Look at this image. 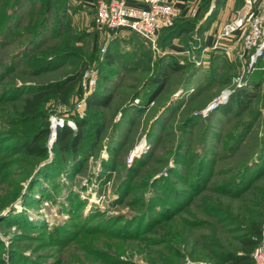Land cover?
<instances>
[{
	"label": "rangeland",
	"instance_id": "1",
	"mask_svg": "<svg viewBox=\"0 0 264 264\" xmlns=\"http://www.w3.org/2000/svg\"><path fill=\"white\" fill-rule=\"evenodd\" d=\"M94 1L69 0L68 7L75 38L72 39L67 34H64L62 38L45 34L43 43L36 48L34 53L38 57L52 58L53 53H47L40 49L58 43L61 46L59 51L76 50L78 55H74L66 65L56 66L37 76H21L19 72H13L4 77L6 79L4 81H7L6 84L8 83L9 86L6 84L0 86V133L8 135L14 131L21 133L23 129L25 131L30 129L29 123L19 124L17 122L19 118L16 116L20 113L22 101L5 99L8 95L7 90L12 85L46 84L63 78L67 71L76 66V63L83 62L86 63L83 76L68 101L62 100L56 95H50L44 104L49 115L48 119L52 117L51 115L59 114L68 119V122L76 120L75 117L79 115L77 105L84 95L83 79L94 75L98 84L100 62L103 61L109 45L119 38L108 28L96 25ZM201 3L202 0H200ZM246 4V0H212L205 8L199 5L201 6L200 15L192 14V10L195 8L194 3L189 5L186 10L181 9V14L175 19L174 24L187 23L192 39L188 41L189 43H185L178 37L174 38L173 41H176L180 49L171 46L173 41L164 48L160 44L157 48L149 44L151 46H149L151 48L150 59L142 60L146 61L145 64L148 66L143 67L139 54L135 52L136 54L133 53V55L139 59V62L136 66L131 67L128 64L129 57L126 55L129 46L124 43L120 51L121 56L113 63L117 69L114 76L116 75L118 78V85L114 90L112 107H106V112H104L107 127L101 129V135L94 151L89 154L84 163H79L78 167L71 166L72 162L69 156L59 155L61 164L66 166L63 171H58L59 177L57 176L64 185L62 189L54 188L50 182H46L43 185L44 190H40V185H36L32 187V191H28L31 184L29 175L35 170L30 158L23 153H0V205L2 204L0 209L14 201L13 206L20 212L26 211L34 223L40 219L45 225L43 230H40L25 226L19 227L16 221L0 222V264H214L205 249L200 248L196 257L193 258L192 253L195 254L193 247L181 246L178 243L176 231H179L178 227H182L180 224L159 222L154 225L145 224L143 229L140 228V224H137L136 228L141 231L135 230L134 237L121 236V231L117 230V226L125 224L128 218L131 221L151 202L152 190L148 188V185L145 186V182L152 181L151 178L155 175H168V167L175 166L173 152L168 154V151L175 152L178 141L184 137L183 130L186 129H181L180 126L184 114L188 112H191L190 114L195 115L196 118L187 129L188 133L185 134L187 145L192 142L191 149L197 156L201 155L205 148L216 152V155L208 154L209 157H212L209 159H215L214 174L211 177L210 185H217L223 180L234 177V173L245 162L256 159L261 146L260 139L264 133V81L258 98L241 115L231 118L223 116L218 118L215 115L209 118L208 116L214 112L218 113L221 105L227 103L224 102L208 110L210 105L214 104L216 100H220L225 89H233V78L239 73L241 67L237 54L232 58L226 54L233 64L232 75L226 83L222 82L218 70L220 63L217 61L214 64V56L218 53H225V50L214 51L208 46L214 43L220 33L235 24ZM1 6L2 4H0V10ZM208 12H214L212 20H215V24L212 33L204 34L203 31L209 23L207 22L206 25L202 19ZM31 23L32 20H24V26L17 34L16 39L10 40L11 37H5L2 40L0 34V73L5 72L10 55L20 50L26 40L30 38L27 31L31 27ZM22 33L23 36H21ZM82 33L90 34L85 38L78 39L77 37ZM124 36L120 38L122 39ZM231 39L233 40L234 37ZM238 39L236 36V40ZM207 41L213 42L210 45ZM239 43L234 45L237 49L240 46ZM223 44L230 45L228 40ZM188 51H190L189 55ZM160 59H162L161 63L170 59L182 67L170 70L163 91L154 98V101L146 103L145 99H148L156 87L150 83L157 72V61ZM261 59L260 64L264 67V56ZM196 60H200V63H197ZM63 61L65 62V60ZM36 63L38 64L39 61ZM26 65L25 62L19 67L27 69L29 66ZM137 93L139 95L132 99ZM127 105L128 112L122 115L123 108ZM141 107L143 110H138ZM187 108L188 110H186ZM259 113L261 115L258 122L246 135L240 148L229 154L233 134L240 132L244 125ZM117 122L121 123L120 129H115ZM153 125L154 132L158 135L150 137L148 133ZM46 144L48 146L47 161H52L57 154L55 142L52 146L50 145V133ZM111 148L116 150L115 155L112 154ZM150 155L152 157L146 167L135 175L132 182L130 181V189L122 196L118 190V183L127 169L133 167L136 160L146 159ZM162 158L166 162L163 160L162 163ZM111 159L114 161L113 167L106 164V162H111ZM257 160L259 166L256 165L255 168L261 167L262 160L259 158ZM26 171L29 173L28 177L27 175L25 177ZM53 176L56 177V174ZM147 177L148 179L145 180ZM17 187L20 188L17 197L16 193L13 196L5 195L8 191L13 193ZM48 188L52 194H55V197L54 194L51 196L52 198L43 197V192ZM24 193H28L30 196L28 205H24L26 201L24 197L22 198ZM73 193L78 194L84 203H81L79 213L74 214L71 212L73 209H71L70 201V196ZM218 196L215 197L218 198ZM242 196L240 199L225 198L231 204L229 202L223 204L229 206L235 215L241 217L242 221L257 215L255 213L259 211L264 215V171L254 181L251 189ZM34 198L38 200L35 203L31 201ZM134 199L138 202H133ZM10 207L8 205V208L0 212V215H11ZM200 207L201 203H196L191 217L198 223H204V221L210 220V217ZM76 210L74 209V211ZM96 210V213H100L98 219L108 220L112 223L120 216L124 219H121L119 224H115V228L110 232H105L103 228L100 231L98 228L88 231L89 228L85 222H82L80 214L84 212L85 215H88ZM212 211L216 219H224V213L219 211V207L212 208ZM77 225L80 227L77 228ZM55 226H57L56 229ZM60 229L61 231L67 230L68 233L65 231L63 235ZM182 230L183 227L180 228V231ZM194 231L195 239L202 243L208 240L206 238L208 229L205 224L197 226ZM220 233L224 235L222 226ZM181 241L187 244L185 240ZM209 242L207 241V243ZM226 243L229 245L227 241ZM177 252H181L182 255L174 256Z\"/></svg>",
	"mask_w": 264,
	"mask_h": 264
},
{
	"label": "trees",
	"instance_id": "2",
	"mask_svg": "<svg viewBox=\"0 0 264 264\" xmlns=\"http://www.w3.org/2000/svg\"><path fill=\"white\" fill-rule=\"evenodd\" d=\"M211 1L212 0H202L201 6L205 8ZM68 2L69 0H0V4H2L0 10V34L2 35V40L5 37H11L10 40L13 38L16 39L17 34L21 32L24 26V20H32L31 27H29L27 31L29 32L28 34H30V38L26 40L25 45L21 47L20 50L10 55L6 63L5 72L0 73V86L6 84L7 81H4L6 80L4 77L10 75V73L19 72L21 76H37L40 75L41 72L50 70L56 66L62 64L66 65L74 55H78L76 50L67 49V51H59L61 46L58 43H53L50 46L45 48L41 47L40 49L47 53H53L52 58L38 57L34 54L36 48L43 43L45 34H51L57 38H62L64 34H67V36H71L72 39L75 38ZM213 10L215 11L216 7ZM213 15L214 12L210 13L206 21L208 22L211 20ZM206 21H203V23ZM188 28L190 27L187 23H175L163 28L159 36L160 46L163 48L169 46L176 37L180 38L185 43H189L188 41L192 39V35L189 33ZM89 34L90 33H82V35H79L77 38L82 39ZM116 35L119 38L109 45L104 54L103 61L100 62L99 82L94 92L88 97L86 114L84 117H77V129L74 130L68 125L58 129V136L55 141L57 155L52 161H47L48 146L46 140L50 133V118L48 119L49 115L44 108L45 101L50 95H56L62 100L68 101L69 96L83 76L86 63H76V66L67 71L63 78L50 81L46 84L22 83V86L12 85L7 90L8 95L5 99L8 98V101H22V108L20 113L16 116V118H19L17 122H19V124L29 123L30 129H28L29 131L23 129L21 133L14 131L8 135L0 133V138H2L0 140V153H23L30 158V162L33 163L32 167H35V172L33 171L32 174L29 175L26 171L25 177L27 174L31 176L29 178L31 184L28 191H32V187L36 185H40V190H44L45 187H43V185L46 182H50V185L54 186V188L59 187L62 189L64 185L60 182V179H58V171H63L66 169V166L61 164L59 155L64 154L69 156L72 162L71 166L78 167L79 163H84L89 154L94 151V147L97 145V141L101 135V129H106L107 127L104 112H106V107H112L114 90L118 85V78L116 75L114 76V74L117 73V69L113 66V63L114 60H118V57L121 56L120 51L124 43L129 46L126 55L129 57L128 64H130L131 67L136 66L139 62V59H137L133 53L139 54L141 61L144 58H146V61L150 59L151 46L137 32L128 30L125 34L121 33ZM123 35L126 37L124 36V39H121L120 37ZM21 36H23V33ZM10 40H8V42H10ZM63 60H65V62ZM261 60L260 58L258 69L255 71L256 73H254V75L252 74L250 82L244 87L236 88L230 100L221 105L218 113L214 112L208 115L209 118H212L214 115L218 118L222 116L227 118L237 117L244 113L246 108L258 98L264 81V67L260 64ZM35 61H39V63L37 64ZM161 61L162 59L157 61V72L150 83V85H155L156 87L152 93H150L148 99H145L146 103L154 101V98L163 91L170 70L182 67L179 63H174L170 59L162 63ZM217 61L220 63V68H218V70L221 75V81L226 83L232 75L233 64L225 53L216 54L214 56V64ZM25 62L27 64L26 66L29 67L27 69L20 68L19 66ZM143 62L144 61L141 62L143 67L148 66V64ZM258 75H260V77H258ZM6 85L9 86L8 83ZM137 95H139V93L134 95L132 99ZM127 109L128 105L123 108L124 112L122 115L127 114ZM138 110L141 111L143 108L141 107ZM186 110H188V108ZM190 113L191 112L184 114L180 128L186 130H183L184 137L178 141L177 147L175 148L176 151H168V154L173 152L172 155H174L175 158V166L168 167V175H155L151 178L152 181L145 182V186L148 185V188L152 190L151 202L145 209H142L137 216L133 217L131 221H129L130 219L128 218L125 224L118 225L117 230L121 231V236L134 237L135 230H140L136 228L137 224H140L141 229L144 228L145 224L154 225L159 222L180 224L183 230L180 231L182 227H178L179 231H176V238L179 240L178 243L181 246L187 245L193 247L195 251V254L192 253L193 258L196 257L198 250L203 248L208 252L209 259L214 264H253L252 253L262 237L264 215L260 211H256L257 213L255 214L257 215L242 221L241 217L235 215L229 206H225L223 203L229 202L228 200L226 201L225 198H242V195L254 185V181L262 175L264 171V133L260 139L261 146L259 147L256 159H252L251 162H245L244 165L234 173V177L223 180L217 185H210L211 177L214 174L213 168L215 159H209L212 157H209L208 154L211 153L212 155H216V152L212 149L205 148L201 152V155L198 154L197 156L194 150L191 149L192 142L190 145H187L185 134L188 133L187 129L196 118L195 115ZM260 115L261 113L248 121L240 132L238 131L233 134L232 143L229 146V154L234 153L240 148L246 135L258 122ZM99 117L102 119H98ZM120 126L121 123L117 122L115 129H120ZM153 127L154 125L149 129L148 134L150 137L158 135L154 132L155 129H153ZM115 151L116 150L111 148L113 155H115ZM151 157L150 155L146 159L136 160L134 166L127 169L125 175L118 183V190L122 196L130 189L131 182L135 175L146 167ZM164 158L161 159L162 163L164 161L166 162ZM258 158L262 160L260 163L261 167L255 168L256 165L259 166ZM111 160V162H113L112 164L111 162H106V164L113 167L114 161L113 159ZM54 174H56V177L53 176ZM148 177L145 180H147ZM19 190L20 188L18 189L17 187L16 191L13 193L8 191L5 195L13 196L15 195L14 193H16L17 197ZM53 194L48 188V190L43 192V197L52 198L51 196H53ZM216 195H219L218 198L215 197ZM23 197L26 200L24 205H28L30 196L28 193H24L22 198ZM80 199V196L75 193L70 196L71 209H73L71 212L73 214L79 213V207L82 205L81 203H83ZM31 201L35 203V201L38 200L34 198ZM132 201L138 202L136 199ZM13 202L14 201L8 204L9 207L11 206L9 212H12V214L0 215V222L16 221L19 227L25 226L30 229L43 230L45 225H43L42 220H36L34 223L27 212H20L13 206ZM198 202L201 203L200 208L204 209V212L210 217V220L204 221V223H198L191 217L193 216V208ZM8 205L6 207L3 206L0 212L8 208ZM214 207H219V211L224 213L225 217L223 220L214 217L212 211ZM74 209L77 210L74 211ZM96 212L97 210L88 215H85L84 212L80 214L82 222H85L88 226L87 228H89L88 231H91L92 228H98L100 231L103 228L105 232H110L115 228V224H119L120 220L124 219L120 216L112 223L108 220L98 219L97 217H99L100 213ZM202 224L207 226L208 232L206 233V238L208 239L207 241H210L209 243H207V241L202 243V241L194 238V228ZM221 226L224 230V235L220 233ZM56 227L57 226H55V229ZM76 227L78 228L80 226L77 225ZM65 231L68 233L67 230L61 231L60 229L63 235ZM181 240H185L187 244ZM179 255H182V253L177 252L174 254L176 257Z\"/></svg>",
	"mask_w": 264,
	"mask_h": 264
},
{
	"label": "built area",
	"instance_id": "3",
	"mask_svg": "<svg viewBox=\"0 0 264 264\" xmlns=\"http://www.w3.org/2000/svg\"><path fill=\"white\" fill-rule=\"evenodd\" d=\"M145 5H134L127 0H95V23L99 27H106L115 35L128 30L137 32L152 47L159 45V36L163 28L174 24L175 19L181 14V7L176 2L167 0H145ZM247 4L240 13L235 24L220 33L214 43L209 46L211 50H225V54L232 58L239 56L241 67L239 73L233 78V89H225L220 100L208 108L227 102L233 91L238 87L246 86L252 74L258 69V62L264 56V7L255 6L254 0H246ZM193 15L198 14L197 9L192 10ZM236 36L239 38L236 40ZM234 39L232 40L231 38ZM228 40V44H223ZM232 40V41H231ZM239 43L238 49L234 46ZM208 48V47H207ZM190 51H188V55ZM200 63V60H196ZM87 75V72H86ZM97 87V78L90 75L83 79V99L77 105L78 116L75 121H69L59 114L50 117V145L57 139L58 129L68 124L72 129H77V117H83L87 110L89 95ZM139 101V99H137ZM137 101V102H138ZM215 105V106H214ZM212 108V109H213ZM253 264H264V229L262 237L253 253Z\"/></svg>",
	"mask_w": 264,
	"mask_h": 264
},
{
	"label": "crops",
	"instance_id": "4",
	"mask_svg": "<svg viewBox=\"0 0 264 264\" xmlns=\"http://www.w3.org/2000/svg\"><path fill=\"white\" fill-rule=\"evenodd\" d=\"M167 1H173V2H176L177 5H179L181 7V9L183 10H186L188 8L189 5L193 4V6H195L194 9H197L198 10V6L201 5L200 4V0H167ZM255 1V6L256 7H261L263 8L264 7V0H254ZM128 3L130 4H134V5H145L147 4V2L145 0H127ZM199 10H198V14L200 15V9H201V6H199ZM210 14V12H208L207 14L205 13L204 14V17L202 19V21H206V18L207 16ZM213 18V17H212ZM215 21V20H214ZM214 21L211 19L208 21L209 25L207 26V28H205V30L203 31L204 34H207L208 32L209 33H212V30L214 28ZM207 22V21H206ZM205 22V23H206ZM207 25V24H206ZM125 34V33H124ZM206 36V35H205ZM210 38V37H209ZM213 40V39H212ZM208 42V41H207ZM213 41H209L208 43L211 45ZM172 47H176L177 49H180L178 47V45L176 44V41H173ZM209 47V46H208Z\"/></svg>",
	"mask_w": 264,
	"mask_h": 264
},
{
	"label": "bare ground",
	"instance_id": "5",
	"mask_svg": "<svg viewBox=\"0 0 264 264\" xmlns=\"http://www.w3.org/2000/svg\"><path fill=\"white\" fill-rule=\"evenodd\" d=\"M229 100H230V99H229ZM229 100H228V101H229ZM228 101H227V102H228Z\"/></svg>",
	"mask_w": 264,
	"mask_h": 264
},
{
	"label": "water",
	"instance_id": "6",
	"mask_svg": "<svg viewBox=\"0 0 264 264\" xmlns=\"http://www.w3.org/2000/svg\"><path fill=\"white\" fill-rule=\"evenodd\" d=\"M233 92H234V91H233ZM232 94H233V93H232ZM232 94H231V95H232Z\"/></svg>",
	"mask_w": 264,
	"mask_h": 264
}]
</instances>
